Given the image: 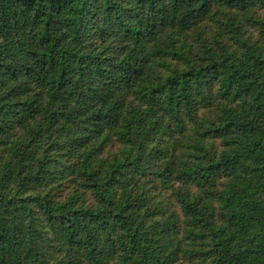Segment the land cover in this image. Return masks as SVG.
<instances>
[{
    "label": "trees",
    "instance_id": "trees-1",
    "mask_svg": "<svg viewBox=\"0 0 264 264\" xmlns=\"http://www.w3.org/2000/svg\"><path fill=\"white\" fill-rule=\"evenodd\" d=\"M0 264H264V0H0Z\"/></svg>",
    "mask_w": 264,
    "mask_h": 264
}]
</instances>
